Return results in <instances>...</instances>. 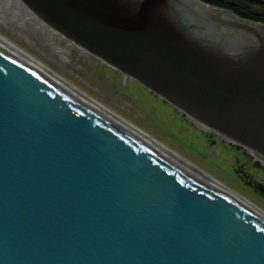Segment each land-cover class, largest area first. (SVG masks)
Segmentation results:
<instances>
[{"label":"water","instance_id":"water-1","mask_svg":"<svg viewBox=\"0 0 264 264\" xmlns=\"http://www.w3.org/2000/svg\"><path fill=\"white\" fill-rule=\"evenodd\" d=\"M264 159V24L206 0H20ZM0 264H264V222L0 48Z\"/></svg>","mask_w":264,"mask_h":264},{"label":"rangeland","instance_id":"rangeland-1","mask_svg":"<svg viewBox=\"0 0 264 264\" xmlns=\"http://www.w3.org/2000/svg\"><path fill=\"white\" fill-rule=\"evenodd\" d=\"M6 22L0 23V33L19 47L264 208V199L245 181L264 180V159L194 122L164 99L89 53V58H85L71 49L69 63L58 65L59 57L50 52L49 44L44 42L40 33H34L30 25L21 28Z\"/></svg>","mask_w":264,"mask_h":264},{"label":"bare ground","instance_id":"bare-ground-1","mask_svg":"<svg viewBox=\"0 0 264 264\" xmlns=\"http://www.w3.org/2000/svg\"><path fill=\"white\" fill-rule=\"evenodd\" d=\"M6 20L18 25L21 28L29 27L28 25H30L34 33H40V36H43L44 38V42L49 44L50 52L59 57L57 64L60 66H65L69 63L68 54H70L71 49H75L79 55L85 58L89 56V54L81 47L77 46L75 43L68 40L63 35L53 30L42 20H40L20 0H0V23L5 24L7 23ZM0 48L13 57H16V59L29 67L33 72H36L46 81L64 90L68 95L75 98L80 103L95 109L97 112L110 119L111 122L123 128L142 143L165 154L183 169L191 172L213 186L226 190L233 197L250 208L264 222V208L260 207L248 197L244 196L218 178L214 177L215 175L213 176L209 174L210 172L208 173V170L205 171L206 169L204 170L196 166L194 163L188 160L189 158H185V155H181L182 153L180 154L176 152V149H172L171 147L159 141L157 138L153 137V134L151 135L142 128L135 125L129 120L130 118L128 119L120 112H117L111 107L103 104V101L101 102L94 98L92 96L93 94L90 95L87 93L74 82L65 78L66 76L64 77L38 58L32 56L30 53L19 47L14 41L10 40L2 33H0ZM68 71L69 73L72 72L71 69ZM123 76L128 77L125 74H123Z\"/></svg>","mask_w":264,"mask_h":264},{"label":"flooded vegetation","instance_id":"flooded-vegetation-1","mask_svg":"<svg viewBox=\"0 0 264 264\" xmlns=\"http://www.w3.org/2000/svg\"><path fill=\"white\" fill-rule=\"evenodd\" d=\"M206 3L227 5L251 19H258L259 21H256L258 23H264V0H206Z\"/></svg>","mask_w":264,"mask_h":264},{"label":"trees","instance_id":"trees-1","mask_svg":"<svg viewBox=\"0 0 264 264\" xmlns=\"http://www.w3.org/2000/svg\"><path fill=\"white\" fill-rule=\"evenodd\" d=\"M215 6L222 7L224 9H226V10H229V11H231V12L237 14V15H240L242 17L248 18V19L253 20L255 22L259 21L258 19L256 20V19H251V18L247 17V15L244 14V13L236 12L235 10L230 9V7L227 6V5L218 4V5H215ZM245 181L250 186V188L255 192V194H257L258 196H260L261 198L264 199V180L263 181L262 180L255 181L253 179H248V180H245Z\"/></svg>","mask_w":264,"mask_h":264}]
</instances>
